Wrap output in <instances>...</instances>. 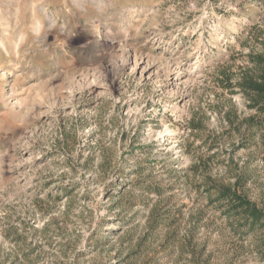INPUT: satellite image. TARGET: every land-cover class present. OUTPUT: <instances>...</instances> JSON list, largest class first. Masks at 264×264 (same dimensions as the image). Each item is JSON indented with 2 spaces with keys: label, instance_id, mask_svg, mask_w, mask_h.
I'll return each mask as SVG.
<instances>
[{
  "label": "rangeland",
  "instance_id": "374dc122",
  "mask_svg": "<svg viewBox=\"0 0 264 264\" xmlns=\"http://www.w3.org/2000/svg\"><path fill=\"white\" fill-rule=\"evenodd\" d=\"M256 53L264 0H0V264H264Z\"/></svg>",
  "mask_w": 264,
  "mask_h": 264
},
{
  "label": "trees",
  "instance_id": "16d2710c",
  "mask_svg": "<svg viewBox=\"0 0 264 264\" xmlns=\"http://www.w3.org/2000/svg\"><path fill=\"white\" fill-rule=\"evenodd\" d=\"M251 60L256 69L243 72L240 82L242 90L250 97L253 105L264 113V53L253 54ZM216 200L220 201L224 213L232 217V228L247 233L254 227H264V210L234 185H221ZM264 253V251H263Z\"/></svg>",
  "mask_w": 264,
  "mask_h": 264
}]
</instances>
